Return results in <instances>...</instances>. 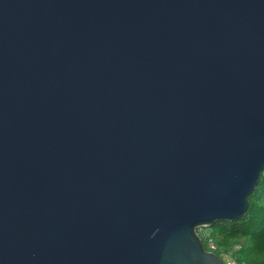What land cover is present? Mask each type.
<instances>
[{
    "label": "water",
    "instance_id": "obj_1",
    "mask_svg": "<svg viewBox=\"0 0 264 264\" xmlns=\"http://www.w3.org/2000/svg\"><path fill=\"white\" fill-rule=\"evenodd\" d=\"M264 171V0H0V264H225Z\"/></svg>",
    "mask_w": 264,
    "mask_h": 264
},
{
    "label": "trees",
    "instance_id": "obj_2",
    "mask_svg": "<svg viewBox=\"0 0 264 264\" xmlns=\"http://www.w3.org/2000/svg\"><path fill=\"white\" fill-rule=\"evenodd\" d=\"M210 230L222 248L223 252H215L221 260L230 239H243L239 249L233 253L236 259L246 264H264V171L257 188L248 197L246 215L234 222H216Z\"/></svg>",
    "mask_w": 264,
    "mask_h": 264
},
{
    "label": "built area",
    "instance_id": "obj_3",
    "mask_svg": "<svg viewBox=\"0 0 264 264\" xmlns=\"http://www.w3.org/2000/svg\"><path fill=\"white\" fill-rule=\"evenodd\" d=\"M197 234L199 235L202 242L205 244V246H206L205 249L207 251H210L214 254H215V252H223L222 248L217 245L214 237L212 236V232L210 230V227L197 229ZM238 249H239V247H238ZM224 256L226 258L225 261L223 260V262L225 264H246L245 262H239L236 259V257L233 255V253L224 252Z\"/></svg>",
    "mask_w": 264,
    "mask_h": 264
},
{
    "label": "rangeland",
    "instance_id": "obj_4",
    "mask_svg": "<svg viewBox=\"0 0 264 264\" xmlns=\"http://www.w3.org/2000/svg\"><path fill=\"white\" fill-rule=\"evenodd\" d=\"M242 242L243 239H230L226 247V252L234 253V251L238 249ZM222 260H226L225 256L222 257Z\"/></svg>",
    "mask_w": 264,
    "mask_h": 264
}]
</instances>
